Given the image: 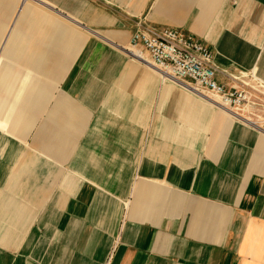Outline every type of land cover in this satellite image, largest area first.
Returning a JSON list of instances; mask_svg holds the SVG:
<instances>
[{"label": "crops", "instance_id": "obj_1", "mask_svg": "<svg viewBox=\"0 0 264 264\" xmlns=\"http://www.w3.org/2000/svg\"><path fill=\"white\" fill-rule=\"evenodd\" d=\"M140 21L264 87V0H0V264H264V127L131 56Z\"/></svg>", "mask_w": 264, "mask_h": 264}, {"label": "built area", "instance_id": "obj_2", "mask_svg": "<svg viewBox=\"0 0 264 264\" xmlns=\"http://www.w3.org/2000/svg\"><path fill=\"white\" fill-rule=\"evenodd\" d=\"M126 51L156 71L163 81L183 87L246 120L242 107L255 104L253 98L259 97L256 89L229 87L220 82L219 74L237 78L220 68L208 45L177 28H155L140 21Z\"/></svg>", "mask_w": 264, "mask_h": 264}, {"label": "rangeland", "instance_id": "obj_3", "mask_svg": "<svg viewBox=\"0 0 264 264\" xmlns=\"http://www.w3.org/2000/svg\"><path fill=\"white\" fill-rule=\"evenodd\" d=\"M250 82L253 83L254 87H256L257 93L259 97L253 98L256 102L255 104H250L247 108L243 106L242 112L245 116L252 117L255 121H257L261 126L264 127V87L261 82L255 80L254 78H250Z\"/></svg>", "mask_w": 264, "mask_h": 264}]
</instances>
